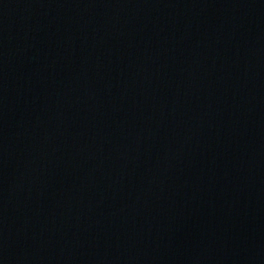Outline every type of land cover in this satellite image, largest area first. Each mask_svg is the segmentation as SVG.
I'll list each match as a JSON object with an SVG mask.
<instances>
[{"label":"water","instance_id":"water-1","mask_svg":"<svg viewBox=\"0 0 264 264\" xmlns=\"http://www.w3.org/2000/svg\"><path fill=\"white\" fill-rule=\"evenodd\" d=\"M0 264H264V0H0Z\"/></svg>","mask_w":264,"mask_h":264}]
</instances>
